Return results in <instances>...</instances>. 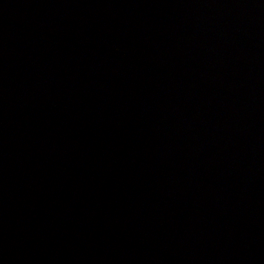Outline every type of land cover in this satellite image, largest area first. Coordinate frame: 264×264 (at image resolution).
<instances>
[{"label": "water", "instance_id": "obj_1", "mask_svg": "<svg viewBox=\"0 0 264 264\" xmlns=\"http://www.w3.org/2000/svg\"><path fill=\"white\" fill-rule=\"evenodd\" d=\"M0 264H264V0H0Z\"/></svg>", "mask_w": 264, "mask_h": 264}]
</instances>
